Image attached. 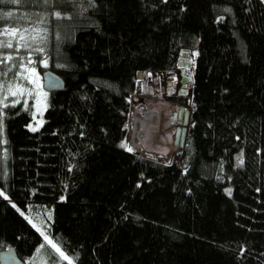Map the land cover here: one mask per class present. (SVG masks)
Instances as JSON below:
<instances>
[{"label":"trees","instance_id":"obj_1","mask_svg":"<svg viewBox=\"0 0 264 264\" xmlns=\"http://www.w3.org/2000/svg\"><path fill=\"white\" fill-rule=\"evenodd\" d=\"M6 13L0 251L25 264H264V0H3ZM13 27L24 41L3 34ZM182 59L184 148L128 151L140 73ZM28 67L64 82L45 90L36 131L32 101L9 93Z\"/></svg>","mask_w":264,"mask_h":264},{"label":"flooded vegetation","instance_id":"obj_2","mask_svg":"<svg viewBox=\"0 0 264 264\" xmlns=\"http://www.w3.org/2000/svg\"><path fill=\"white\" fill-rule=\"evenodd\" d=\"M180 62L182 65L188 63L187 59H182ZM178 68H180L179 75L176 72L178 70L177 69L168 73L157 72L162 73L160 75H156L152 72H145L140 78V95L147 99L146 102H144L145 108L150 107V104L152 103L155 104L156 108L155 110H151L152 113H156V119L149 120L150 117H148V115L146 116L148 120L146 128L147 130L151 129L152 127L154 128L155 122L157 124L154 131L149 134V141L156 145H158V143L165 145L161 146L160 148L156 147L159 148L158 154H154L156 156L168 154L167 156L172 158L179 153L178 146L174 144V132L179 126L182 118L178 117L174 113L178 112L179 110H183L181 109L182 106L178 99L188 94V86L191 81L183 82L182 78L184 76H189H187L186 72L185 75L182 76V67L179 66ZM164 105L168 106V112L166 111ZM161 110H164L163 112L166 114L164 120L159 119ZM150 135L153 138H151Z\"/></svg>","mask_w":264,"mask_h":264},{"label":"rangeland","instance_id":"obj_3","mask_svg":"<svg viewBox=\"0 0 264 264\" xmlns=\"http://www.w3.org/2000/svg\"><path fill=\"white\" fill-rule=\"evenodd\" d=\"M187 61H188V63L191 64V59H189V60L187 59ZM189 67H186L184 69H185V72L187 71V76L190 77V74L192 72V68L191 67L189 68ZM33 70L35 72V76H32V71ZM179 70H180V68H178V70L176 71L178 73V75L180 74ZM25 73H26L27 78H28L27 79V84L19 86V87L25 89V92H24V94L18 95L16 97L18 99L22 98L24 100V102H26L27 100H28V102L32 101V106H33L32 121L28 124L27 128L30 130V126H31V127H35L37 129H39L42 126L44 111H45V109L47 107V92L45 91V89L43 87V79H42L41 75L38 73V71H36L32 67H28V68H26ZM154 74H156V75L159 74L160 75L162 73H154ZM29 79L37 80L38 81V85L30 83ZM190 85H191V83H189V86ZM189 86H188V88H189ZM137 96L143 98L141 95H138V94L131 96V108H130V110L132 109V111H133L134 105H136V104L138 105L139 104V102H137L139 100V98ZM145 100H147V99H145ZM141 103H142V105L139 107V109H140L139 112L136 113V115L133 117V120H132V117L130 119V123L133 122V127H132V130H130V132L128 133L129 134L128 138H129L130 142H128V140L126 141V149L127 148H131L132 149V146L135 147L136 145H137L136 146L137 148L142 147L144 149L145 147L143 145H141V143H143L145 146H148V147H154L155 146V147H159L160 148L161 146H165V145L160 144V143H158V145H156V144L151 143L149 141V134L152 133L154 131V129H155V126H157L156 122L154 124V128L152 127L149 130L146 129L147 128V123H148V120H147L146 116L148 115V117H150L149 120L156 119V113H152L151 112L152 109L153 110L156 109L155 108V104L152 103V104H150V107L145 108L143 99H141ZM164 107L166 108V111H167L168 106L164 105ZM163 111L164 110L160 111L161 114H160V117H159V119H162V120H164L165 117H166V114H164ZM133 114H134V112H133ZM33 117H35V119ZM128 123H129V121H128ZM130 123H129V128H130ZM140 127H142V129ZM150 137L153 138L151 135H150ZM139 139H140V141H138ZM178 152L180 153L181 150L180 151L178 150ZM162 156L166 157L167 155L161 154L160 157H162ZM64 255L67 256L65 253H64Z\"/></svg>","mask_w":264,"mask_h":264},{"label":"water","instance_id":"obj_4","mask_svg":"<svg viewBox=\"0 0 264 264\" xmlns=\"http://www.w3.org/2000/svg\"><path fill=\"white\" fill-rule=\"evenodd\" d=\"M179 66L182 67L181 75H185L186 67L191 66L190 63L183 64L179 62ZM142 77V73H140V78ZM43 79V87L47 92L59 91L63 89L64 82L63 80L56 75L54 72L46 70L42 73ZM183 82L191 81V77H183ZM178 117H181L182 120L179 123V126L176 128L174 132V144L178 147L184 148L186 143V138L188 134V126L190 123V116L188 112L179 110L178 112L174 113ZM0 263L1 264H25L16 254L13 248H8L3 251H0Z\"/></svg>","mask_w":264,"mask_h":264},{"label":"snow or ice","instance_id":"obj_5","mask_svg":"<svg viewBox=\"0 0 264 264\" xmlns=\"http://www.w3.org/2000/svg\"><path fill=\"white\" fill-rule=\"evenodd\" d=\"M0 2H3V0H0ZM8 2H9V3L16 4V3H19L20 0H8ZM52 2H53V0H43V3H45V4H49V3H52ZM10 15H11V13H6V14H3V15H0V19H3L4 16H10ZM56 15H59V13H57ZM3 34H4V35H8V36L13 37V38L19 36V39H20L21 41H24V40L26 39L25 35L22 34V33H20V32H19L17 29H15L14 27H13L12 29H3ZM5 46L8 47V48H12V47H13V45H12L11 42H8L7 44H5V43H3V42H0V48L5 47ZM7 59H11V57H6L5 60H7ZM32 76H35V72H34V70L32 71ZM25 79H28V78L25 77ZM29 82L38 85V81H37V80L29 79ZM24 92H25V89H23V88H21V87H17L15 90H11V89L9 90V93H10V95H12V96L22 95V94H24ZM33 118L35 119V117H33ZM0 129H2V124H0ZM30 130H32V131H36L37 128H35V127H31V126H30ZM122 146H124V145H122ZM127 150H128V151H132L131 148H127ZM3 195H4V194H3L2 192H0V196H3ZM4 198L7 199L6 196H5ZM13 207H15V205H13ZM22 215H23V213H22ZM29 223L32 224V226H33L34 228H36L37 231H41L40 228L37 227L36 224L32 223L31 220H29ZM41 235L44 236L45 241H46L49 245H51L52 248L55 249V251L60 255V257H61L63 260H69V258H68L67 256H65L64 253H63V252H62V251H61V250H60L55 244H52V241L49 240L48 237H47L46 235H44V233H43L42 231H41ZM69 264H71V261H70V260H69Z\"/></svg>","mask_w":264,"mask_h":264},{"label":"built area","instance_id":"obj_6","mask_svg":"<svg viewBox=\"0 0 264 264\" xmlns=\"http://www.w3.org/2000/svg\"><path fill=\"white\" fill-rule=\"evenodd\" d=\"M138 98H139V100L137 101V102H139L140 104H141V99H143L144 100V98H141V97H139V96H137ZM188 100H189V103L188 104H185V105H182L181 104V106H182V108L181 109H183V111H187L188 112V114H189V116H190V114H191V111H192V101H191V99H189L188 98ZM144 102H146V100H144ZM134 109H135V105H134V107H133V111H132V109L130 110V113H129V123H130V119H131V117H132V119H133V112H134ZM132 121V120H131ZM129 123H128V127H127V134L130 132V130H132V127H133V122H131L130 123V128H129ZM127 137H129V134H128V136ZM128 140V142H130L129 141V138L127 139ZM137 146V145H136ZM134 147V146H132V152H138L137 151V147ZM178 150L180 151V150H182V148L181 147H179L178 148ZM147 152L149 153V154H147V153H144V154H147V155H150V154H152V153H157V152H159V150L158 149H155L154 147H148L147 148ZM179 163L180 162H178V166H179Z\"/></svg>","mask_w":264,"mask_h":264},{"label":"clouds","instance_id":"obj_7","mask_svg":"<svg viewBox=\"0 0 264 264\" xmlns=\"http://www.w3.org/2000/svg\"><path fill=\"white\" fill-rule=\"evenodd\" d=\"M141 105H142V104H140V105L134 110L133 117L136 115L137 112H139V110H140L139 107H140ZM132 120H133V119H132ZM128 121H129V120H128ZM140 128L142 129V127H140ZM144 149L147 151V147H145ZM144 149H143L142 147H139V148H137V151H138V152H141V153H143V154H144V153L149 154V153L146 152ZM147 154H146V155H147ZM150 156H156V155L150 154Z\"/></svg>","mask_w":264,"mask_h":264}]
</instances>
